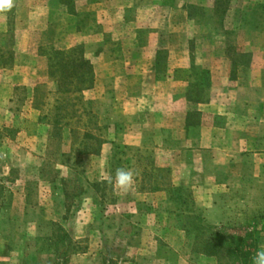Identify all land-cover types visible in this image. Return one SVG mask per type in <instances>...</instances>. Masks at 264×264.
Listing matches in <instances>:
<instances>
[{"label":"rangeland","instance_id":"obj_1","mask_svg":"<svg viewBox=\"0 0 264 264\" xmlns=\"http://www.w3.org/2000/svg\"><path fill=\"white\" fill-rule=\"evenodd\" d=\"M40 1L12 0L11 9L0 11V264H54L56 256L46 254L44 246L56 230L54 222L76 246L70 264H219L218 259L195 252L197 232L189 224L191 214L201 216L206 228L216 227L229 236L258 232V249L264 247V160L249 161L245 190H210L208 197L216 206L202 209L196 207L200 195L193 187L214 183L193 174L188 186H176L173 169L151 134L140 140L125 139L123 127L101 126L107 143L94 156L71 153L69 129L62 142L48 135L39 119L54 115L58 96L45 54L48 48L85 49L84 38L92 33L84 28L96 19L80 16L68 21L61 13L70 12L74 0H50L49 14L37 8V23L32 25L39 26L46 19L49 28L28 29L17 6H37ZM211 1L215 8L216 0ZM261 6L264 0H225L223 7L211 13L226 21L228 36L235 40L231 28L242 22L251 24L253 10ZM140 11L144 12L143 7ZM86 56L93 60L91 54ZM40 87V102L46 105L38 108L34 93ZM88 91L83 94V107L92 112L94 96ZM86 125L87 120L77 125L81 137L92 128ZM119 146L130 149L123 155L116 149ZM118 169L134 173V183L127 190L116 185ZM158 169L170 174L165 173L161 181L156 177ZM147 174L154 177L148 179ZM241 177L230 180V186H242ZM168 184L185 190L187 206L167 191ZM158 186L163 189L154 191Z\"/></svg>","mask_w":264,"mask_h":264},{"label":"crops","instance_id":"obj_2","mask_svg":"<svg viewBox=\"0 0 264 264\" xmlns=\"http://www.w3.org/2000/svg\"><path fill=\"white\" fill-rule=\"evenodd\" d=\"M38 5H19L18 14L28 29L47 30L46 19L32 25L37 8L49 14L50 0ZM71 6L61 13L66 20L96 19L84 28L92 33L84 46L93 56L88 93L100 126L123 127L125 139L153 135L176 186H188L193 174L212 181L193 187L196 207L216 206L210 190H245L249 161L264 160V6L253 10L251 24L231 28L235 40L224 18L211 13V0H74ZM237 177L243 185L230 186Z\"/></svg>","mask_w":264,"mask_h":264},{"label":"trees","instance_id":"obj_3","mask_svg":"<svg viewBox=\"0 0 264 264\" xmlns=\"http://www.w3.org/2000/svg\"><path fill=\"white\" fill-rule=\"evenodd\" d=\"M224 2L225 0H216L214 10L223 7ZM45 55L48 62V76L56 86L55 94L58 99L53 109L54 115L40 118L39 123L46 125L48 135L60 142L63 140L64 131L69 129L73 137L72 154L77 152L81 156L99 155L107 142L101 135L103 128L99 124L98 117L83 107V94L91 90L95 83L93 66L86 56L84 47L78 46L65 50L48 48ZM41 89V87L36 88L34 93V103L38 108L46 105L44 102H40ZM82 120L88 121L86 128L92 126L93 129L84 130L81 137L82 132L77 125ZM112 144L115 145V142ZM116 149L119 151L118 153L125 155L130 148L119 146ZM69 155L62 154L66 158H69ZM157 173L156 177H160L161 181L164 180L165 173L170 174L167 169H158ZM153 174L146 176L148 179H152ZM162 189L158 186L153 190L161 191ZM167 191L176 195V199L182 203V206H187L188 199L183 197L182 193L185 191L183 188L168 184ZM193 215L191 214L189 217V224L197 232L196 253L216 258L219 264H253V258L260 242L258 232L246 233L244 236H229L223 234L216 227L206 228L204 219L201 216L193 217ZM53 227L56 228L53 235L44 240V246L48 249L46 254L56 256L54 264H70L71 255L76 252L73 239L60 224H54ZM185 231L191 234V231L187 229ZM197 245H200V249H197Z\"/></svg>","mask_w":264,"mask_h":264},{"label":"clouds","instance_id":"obj_4","mask_svg":"<svg viewBox=\"0 0 264 264\" xmlns=\"http://www.w3.org/2000/svg\"><path fill=\"white\" fill-rule=\"evenodd\" d=\"M12 7V0H0V11L9 10ZM116 185L124 190L129 189L134 183V173L131 170L118 169L115 177ZM253 264H264V247L258 249Z\"/></svg>","mask_w":264,"mask_h":264}]
</instances>
